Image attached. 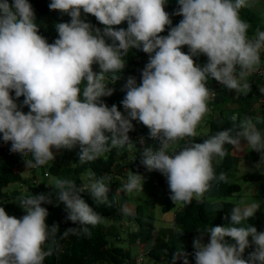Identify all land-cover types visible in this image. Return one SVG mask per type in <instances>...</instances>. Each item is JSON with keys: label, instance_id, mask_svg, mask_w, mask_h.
Here are the masks:
<instances>
[{"label": "clouds", "instance_id": "clouds-1", "mask_svg": "<svg viewBox=\"0 0 264 264\" xmlns=\"http://www.w3.org/2000/svg\"><path fill=\"white\" fill-rule=\"evenodd\" d=\"M176 2L180 7L174 15L183 19L165 36L160 34L173 23L165 11L169 0H51L50 10L66 13L71 20L55 25L58 38L49 43L39 34L29 0H0V134L5 143L11 142L10 151L21 154L27 168L43 170L61 150L79 147V160L87 163L112 149L130 147L129 132L136 120L147 126L150 137L147 142L143 128H138V142L144 146L153 142L151 138L160 142L158 149L145 147L142 164L166 177L174 204L199 202L212 182H227V176L217 175L214 168V161L219 163L227 155L226 144L239 151L250 148L264 161V132L251 117L196 142L199 126L215 107L216 101L209 108L216 95L207 86L209 81L248 95L249 77L261 70L264 31L250 36L251 25L241 18L249 0ZM82 13L95 16L105 27H94ZM125 21L126 29L113 27ZM183 46H188V53ZM132 49L149 54V61L139 85L135 77L124 85L121 112L102 97L113 95L115 89L109 85L119 78ZM201 54L207 57L203 66L193 59ZM22 96L21 105L17 100ZM23 106L30 110L25 113ZM180 141L187 142L180 147ZM112 179L109 173L96 179L92 172L88 182L79 185L71 178H56L52 192L19 199L26 212L21 218L0 205V264H45L59 240L90 234L89 226L106 218L80 194L87 192L97 205L108 204ZM29 182L40 180L33 177ZM143 184L142 175L128 171L127 182L119 188L116 184L115 194L143 191ZM61 203L67 219L78 226L58 235L59 225L47 223L49 211L42 205ZM258 209L259 202L241 198L231 210L230 224L198 231L193 241L195 264H264V232L249 223ZM122 211L132 214L127 206ZM205 236L210 237L208 242ZM252 246L254 251L244 259ZM148 252L134 256L133 262L143 255L145 264ZM188 256L179 248L167 261L180 264L183 259V264H190Z\"/></svg>", "mask_w": 264, "mask_h": 264}, {"label": "trees", "instance_id": "trees-1", "mask_svg": "<svg viewBox=\"0 0 264 264\" xmlns=\"http://www.w3.org/2000/svg\"><path fill=\"white\" fill-rule=\"evenodd\" d=\"M11 2V0H10ZM32 4L35 14L36 22L40 25L39 34L47 38L49 43H53L58 38V32L55 25L60 22H70L71 17L66 13H61L59 10H50L49 4L51 0H29ZM180 6L176 0H169V3L165 6V11L168 12L173 21L171 26H166V30L160 35H168L170 27L176 26L182 19V16L174 15L175 11ZM82 13V18L86 22L91 23L94 27L103 29L102 25L95 16L89 14L86 16ZM241 18L247 21L251 27L249 29V35H255L257 30L264 31L263 18L258 15L250 5L241 10ZM127 22H123L121 25L113 26L116 29L127 28ZM140 53V58L133 62L138 64V67L144 69L145 65L149 61V54L142 50H137ZM182 51L189 52L188 46H183ZM264 59V55H262ZM194 61L198 64L207 59V57L201 54L199 57H193ZM99 68L98 65H93V69ZM127 80L118 78L115 83L109 85L115 89L114 93L110 97H102V100L111 107L113 104H118L122 101L126 95L124 85ZM12 95L15 93L13 91ZM24 97H20L17 100L18 104L23 103ZM22 110L27 113L30 109L27 106H23ZM225 113H222L219 117L211 119L209 121V132L206 134L198 135L196 142L202 143L209 135H214L219 131L227 130L230 127L229 121L226 120ZM133 130L129 132L130 141L133 143L134 150L127 149H112L107 155L90 161L87 163H81L79 160L78 152L79 147L74 149L77 153V158L72 160L73 165H65L63 163H50L46 164L49 168V175L56 177L71 178L75 180L78 185L88 182L89 172L95 174L96 179L106 177V175L113 174V181H110V191L108 193V204H95L91 196L87 193H81V197L98 213L102 216L109 217L114 216L121 209V205L118 197L115 194V186L117 184L115 177V167L128 166L133 172L142 173L147 168L142 164V154L145 147H151L154 150L158 149L160 142L156 139H152V143L148 145H142L138 142L137 135L139 129L136 123H133ZM143 130V129H142ZM187 141H180L179 146L183 147ZM131 145V146H132ZM127 147V146H126ZM129 147V146H128ZM225 148L227 152L230 151L233 146L226 144ZM11 142L5 143L2 140V134H0V205L5 207V210L9 215L21 218L26 212L18 205V201L13 200L9 194V186L12 183L18 182L20 187L27 186V193L30 195H38L41 193L52 192L54 185L49 184L43 180L37 184L29 182L25 179L23 174L25 173V159L19 153H13L10 151ZM131 157L129 160L128 158ZM249 160L260 162V168L257 172L248 173L244 176L246 180L262 181V189L264 191V161L261 160L260 153L252 151L246 156ZM31 158V157H28ZM121 160L124 163H121ZM215 162V161H214ZM45 165V167H46ZM120 166V167H122ZM42 166V168H45ZM115 168V169H114ZM38 170V169H37ZM36 170V171H37ZM37 173L35 174V176ZM36 178V177H34ZM166 178V177H165ZM24 188V189H25ZM241 185L238 183L232 184L227 188V193L240 192ZM181 212L176 217V225L180 228L181 234L174 240L157 239L155 243L149 249L148 255L157 261L172 260L174 253L177 249L183 248L185 252L189 253L188 259L190 264H195L194 253L196 249L193 246L194 237L199 235L198 231H203L208 226H227L230 224V219L223 214L221 210H209L206 208L204 202L200 200L197 202L195 199L191 204H184ZM43 207L48 208L49 216L47 223L51 226L53 224L59 225L58 235H62L68 228L77 227L67 219V212L65 206L61 203L59 206L55 204H43ZM172 208V203H168L164 206V210L168 211ZM249 223L255 226L258 232H264V211H257L255 216L250 218ZM90 227V234H82L80 236L69 235L67 238L59 240L58 247L53 246L54 250L52 255L46 257L45 264H132L133 254L130 249L122 246L119 243H114L110 239V230L104 223L95 227ZM204 239H210L209 236H205ZM230 242L231 238H226ZM251 239V238H249ZM255 246H252L245 250L243 254L244 259H248L249 254L254 251ZM180 264H183V259H180Z\"/></svg>", "mask_w": 264, "mask_h": 264}, {"label": "crops", "instance_id": "crops-1", "mask_svg": "<svg viewBox=\"0 0 264 264\" xmlns=\"http://www.w3.org/2000/svg\"><path fill=\"white\" fill-rule=\"evenodd\" d=\"M262 60H264L262 58ZM203 62H207V59ZM203 62L198 63L203 66ZM142 71V70H141ZM214 80V79H213ZM260 88L256 86L248 95L237 94L235 90H227L225 88H220L219 95L215 102V107L213 111H210L203 119L201 125L198 128V135L206 134L209 132V121L216 117L225 113L226 120L230 123V128H233L235 125H238L242 116L251 117L257 124L258 129L264 132V98L260 99ZM135 121V120H134ZM136 123L138 128H143V130L147 133V126L142 125L140 127L141 122ZM150 138V137H148ZM243 143V142H242ZM250 148H245L243 151L237 150L234 146L233 148L227 152L225 158L219 163L214 162V168L217 175L220 173H224L228 180L227 182H212V186L210 189L204 194L202 197V201L205 206L209 210H221L223 214L230 219L231 221V210L235 206L237 202L229 200L231 197H237V199L244 198L243 194H246L245 191L242 190L241 183V191L227 193V188L235 184L237 182H233V179H238V177H244L248 173H241L239 175V170L244 159L249 160L246 156L248 153L252 152ZM75 152V151H74ZM77 158V153L73 154L72 160ZM260 168V165H259ZM259 168L253 169V172H257ZM131 170L128 166L118 167V174H122V172ZM260 182L257 188L253 190L255 197H257L253 201H257L260 203V209L257 211H264V191L262 189V181L256 180ZM120 192L117 191V194ZM220 196L226 197V199L222 200ZM183 203L179 207V211L175 213L173 216H170L168 221L163 222L159 228L154 227V220L152 218H148L145 221L141 220V224L137 226L136 220L132 214L126 215L124 214L123 206L121 204V209L114 216H110L104 224L110 230V239L114 243H119L122 246L130 249L132 251L133 257L144 252H148L151 246L155 243L157 239L163 240H174L180 234L181 230L176 225V217L181 212L183 208ZM128 207V206H127ZM171 212V210H169ZM167 215V214H165ZM107 218V217H106ZM164 219L166 217L164 216ZM143 227L148 234V237H145L142 233ZM127 229V230H126ZM151 233V234H150ZM197 236L194 237V239ZM140 239H142L140 241ZM205 242H208L209 239H204ZM155 261V264H164L170 262L166 261ZM146 262V261H145Z\"/></svg>", "mask_w": 264, "mask_h": 264}, {"label": "rangeland", "instance_id": "rangeland-1", "mask_svg": "<svg viewBox=\"0 0 264 264\" xmlns=\"http://www.w3.org/2000/svg\"><path fill=\"white\" fill-rule=\"evenodd\" d=\"M249 5L250 7L263 18L264 21V0H249ZM86 16H89V14H85ZM85 16V17H86ZM140 53L136 51V49H132L126 57V65L125 68L118 74L120 79H125L128 80L129 77H135L137 80V84L139 85L142 82V71L141 68L138 67V64L135 62L133 65V62L138 58H140ZM207 62H203L202 64H206ZM99 70V69H98ZM143 70V69H142ZM210 84L214 83V80L211 79L209 81ZM121 112H124L123 105L121 101L116 104ZM127 115V113H125ZM245 118V116H242V119ZM134 121V120H133ZM132 121V123H133ZM136 121V120H135ZM134 121V122H135ZM138 123V121H136ZM143 124H140V127ZM148 129V128H147ZM144 133V137L146 141L148 142L150 138L148 133L149 131L147 130V133L142 130ZM123 149H129L132 151L134 150V146L130 147H124ZM55 151V150H54ZM75 152L73 150H61L59 153L56 154V158L52 161H49L48 164L50 163H63L65 165H73L72 158L73 154ZM107 155V153H105ZM131 157L128 158V160ZM242 162H244L239 170V175L241 173H246V172H253V169L259 168V165L261 164L260 162L257 161H252V160H246L244 159ZM124 163L123 160H121L120 164ZM122 166V165H119ZM45 167V166H44ZM46 168V169H45ZM41 169V167L37 170L36 168H27L26 166L24 169L26 170L24 173V177L27 178L28 180H32L33 177L38 178L40 181L45 180L49 184L54 185V181L56 178H62V177H56L54 175H49L47 178H45L44 174L46 171H49V168L46 167ZM37 170V171H36ZM116 171H118V168L116 167ZM133 172L132 170H128ZM122 172V174H118L115 180H117V187H121L124 183L127 182V172ZM156 171H149L148 169L145 170L143 173H136L135 174H140L144 177V184H143V191L135 192V193H127V192H120L119 194H116L119 198L120 204H122L123 208L125 206H128L130 209H132V215L136 220L137 226L141 224V220L145 221L148 218H152L154 220V227L159 228L160 225L163 224V222L168 221L170 219V216H173L175 213H177L180 209L179 207L182 205V203H177L174 204V202L171 200V192L169 189V186L167 184L166 178H162V176L159 173H155ZM37 175L35 176V174ZM33 176V177H32ZM233 182L241 183L242 185V190L246 192V194H243L244 198H247L249 201L255 200L257 197H255L253 190L258 187L260 182L258 181H250L246 180L244 177H238V179H233ZM260 181V180H259ZM27 186L20 187L18 182L12 183L8 188L10 190L9 194L12 196L13 200L19 201V199L22 196H29V191L27 193ZM25 188V189H24ZM222 200L226 199L224 196H220ZM229 200L238 202L240 199H237V197H231ZM172 203V208L170 211H165L164 206L168 203ZM167 214V215H165ZM164 216L166 219H164ZM107 217L106 219H108ZM107 220H105L106 222ZM167 223V222H166ZM127 230V229H126ZM145 237H148V234L146 230L142 232ZM151 234V233H150ZM142 239H140L141 241ZM146 254V252H144ZM154 258L151 256L147 255L145 258V264H155ZM163 264V263H162ZM168 264V263H164Z\"/></svg>", "mask_w": 264, "mask_h": 264}, {"label": "built area", "instance_id": "built-area-1", "mask_svg": "<svg viewBox=\"0 0 264 264\" xmlns=\"http://www.w3.org/2000/svg\"><path fill=\"white\" fill-rule=\"evenodd\" d=\"M249 82L251 83L252 89L256 88V86H259L260 89L264 88V60H262L261 70L253 73L249 77ZM207 86L216 91L215 97L209 103V108L211 110L214 107V102L216 101V99L219 95V90H220V88H223V86L215 80H214L213 84L208 83ZM260 94L261 95L259 96V98L260 99L264 98V93L260 92ZM139 140L141 141V137H139ZM144 143H145V141H144ZM46 175H48V174H46ZM108 177H110V176H108ZM133 264H144L143 255H139L138 257H136Z\"/></svg>", "mask_w": 264, "mask_h": 264}]
</instances>
